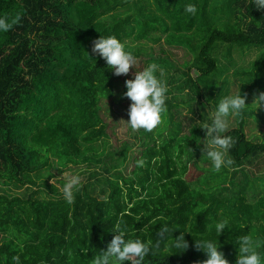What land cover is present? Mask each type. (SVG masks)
Here are the masks:
<instances>
[{"label":"trees","instance_id":"1","mask_svg":"<svg viewBox=\"0 0 264 264\" xmlns=\"http://www.w3.org/2000/svg\"><path fill=\"white\" fill-rule=\"evenodd\" d=\"M188 3L196 15L184 11ZM0 16L20 17L0 32V264H92L118 227L150 242L144 264H203L207 254L197 242L216 239L236 264L243 235L264 251V174L245 172L264 162V140H250L243 129L252 108L224 134L234 141L231 168L216 172L205 153V166L194 158L212 104L228 96L221 58L230 64L233 50L257 51L243 71L242 96L264 92V9L251 0H0ZM111 35L138 58V70L156 63L167 94L185 97L166 100L151 132L128 126L134 142H119L113 107L136 70L116 76L91 51L93 41ZM161 37L166 47L145 53L142 42ZM129 41L139 47L132 51ZM177 49L190 56L182 65L173 59ZM176 101L200 119L183 139L169 127ZM127 164L129 176L121 171ZM81 165L87 183L69 204L49 179ZM10 188L25 191L12 195ZM220 221L227 227L218 236ZM181 234L187 249L177 247Z\"/></svg>","mask_w":264,"mask_h":264},{"label":"clouds","instance_id":"2","mask_svg":"<svg viewBox=\"0 0 264 264\" xmlns=\"http://www.w3.org/2000/svg\"><path fill=\"white\" fill-rule=\"evenodd\" d=\"M251 4L258 10L264 9V0H251ZM186 13L196 15L197 7L193 3H188L184 7ZM17 16L12 22L8 17L0 16V32H7L13 24L19 21ZM92 53L103 59L114 75H128L130 69H135L134 78L125 81L127 91L124 95L130 99L128 109L129 119L126 121L132 131L143 129L151 132L161 123L162 114L166 112V99L168 88L166 83L157 76L159 65L151 63L138 70V58L114 35L101 36L93 41ZM160 76L163 71L160 70ZM246 97L241 95L240 87L235 94L220 98L213 112L211 124H205L207 144H204V153L212 162V167L216 172L222 168H231L234 161L228 157L234 141L229 135H224L229 128V120L232 115L242 113L246 105ZM264 103V92H260L251 105L257 107ZM139 163H143L140 161ZM80 177L78 175L70 177L63 187V196L67 203L73 202V189L79 188ZM227 227L226 221L217 222L215 230L218 236ZM168 231L167 227H162L161 235ZM115 235L107 246L106 251H101L92 259V264H144L145 257L149 254L150 242L142 241L139 237L129 238L126 228H116ZM177 247L187 249L188 243L183 234L179 236ZM239 255L236 264H264V251L260 250V244L250 235H243L238 238ZM198 248L207 254V259L203 264H229L224 253L219 249L217 239L202 240L197 242ZM19 260L18 257L14 258Z\"/></svg>","mask_w":264,"mask_h":264},{"label":"rangeland","instance_id":"3","mask_svg":"<svg viewBox=\"0 0 264 264\" xmlns=\"http://www.w3.org/2000/svg\"><path fill=\"white\" fill-rule=\"evenodd\" d=\"M159 36V35H156ZM142 46H144V50L145 53H149L152 50L154 51H158L160 48H165V41L164 38L161 37V39H159L158 42H150V41H144L142 42ZM129 48L133 51L136 48L139 47L138 43H131L129 41ZM221 55V54H220ZM259 56V53H257V51H252V52H248V53H244V54H240L239 51L237 50H233L231 53V60H230V64H227V62H225V60H223L222 58L220 59L221 64L220 65H225L227 66L228 70L227 72L224 74V77H227L228 79V94L227 95H232L235 94L239 87H240V92L242 95V92L244 93L243 89L245 86H248V83L246 82L247 78L242 75L243 71H246L249 69H251V63L256 61L257 58ZM190 56L189 54L182 49H177V57H173L174 60H176L178 62V65H182L184 62H186L187 60H189ZM158 72L160 73V70H158ZM164 73V72H163ZM222 78V79H223ZM264 86V82L263 84H261ZM167 86V85H166ZM258 88V90L260 89L259 86H256ZM167 88L169 89V87L167 86ZM126 91H123L122 89L119 90L118 95L120 93L121 98L116 99V104H120L117 106L113 107V110L116 112V118H117V126L115 128V131L117 133L116 137H118L119 142H123L124 140L127 141H131L132 139V131H130L128 129V124H127V119L128 117V109L130 106V99L127 98L124 93ZM245 96V95H243ZM177 97V101L180 100H185L184 94L183 93H177L176 91H173L172 94L168 95L167 94V99L169 101H173L174 98ZM184 97V99L182 98ZM246 97V96H245ZM255 98L256 96L254 95H250L248 94L246 97V105H248V107L246 109L252 108L253 111V115H244L243 116V123H244V132L245 135L250 139V140H254L257 142H262L264 140V105L263 103L260 106H256V105H251L253 102H255ZM173 102L175 106H178V108H175L171 111V113L173 114L174 118V123H172L169 127H170V131H171V135L173 136H177L180 137L181 139H183L184 135H187L189 133V129L192 126H195L197 124L200 123V119L198 117V115H194V112L190 111V108L187 106V104H179L178 102ZM178 104V105H177ZM212 110L213 112L215 111V106L214 104H212ZM162 123V120H161ZM160 123V124H161ZM180 123V125H179ZM238 126V121L236 119V115H232L230 117L229 120V130H232L234 128H236ZM206 135L205 137H203L200 141L199 144L201 146V149L199 151H195L194 154V158H196V160L199 162V164L201 166H205L206 164L203 162H200V158L203 156H206L203 152L204 149V144H207V142H205L204 139H206ZM184 141V140H183ZM134 142V141H131ZM203 147V149H202ZM85 165H81L80 167L76 168V167H69L64 169L63 171H61L60 173H54L56 175L55 178L53 179H49L50 183H55L56 187L58 188L60 193H63V187L59 184L56 183V180H62L65 183L67 182V180L75 175H78L80 177V185L79 188H81L82 186H85L87 183V174H84V170L80 169V168H84ZM133 165L132 164H127L125 165L123 168H121V171L123 172L124 175L129 176L130 175V171L132 170ZM207 168H210V166H206ZM246 173H249L251 175H263L264 174V162H259L257 167L255 166H248L245 169ZM236 179L242 180L243 176L241 174L236 175ZM258 185V184H257ZM35 190V188H34ZM76 189H74L73 191H75ZM24 188L23 189H19V190H15L13 188H10L9 193H11L12 195H20L24 192Z\"/></svg>","mask_w":264,"mask_h":264}]
</instances>
